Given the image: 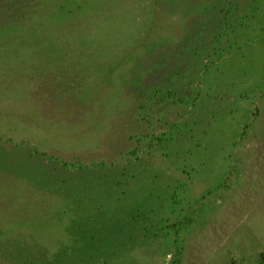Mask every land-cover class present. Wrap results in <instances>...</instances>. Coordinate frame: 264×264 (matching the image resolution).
I'll return each instance as SVG.
<instances>
[{
    "label": "rangeland",
    "instance_id": "obj_1",
    "mask_svg": "<svg viewBox=\"0 0 264 264\" xmlns=\"http://www.w3.org/2000/svg\"><path fill=\"white\" fill-rule=\"evenodd\" d=\"M260 239L264 0H0V264Z\"/></svg>",
    "mask_w": 264,
    "mask_h": 264
},
{
    "label": "crops",
    "instance_id": "obj_2",
    "mask_svg": "<svg viewBox=\"0 0 264 264\" xmlns=\"http://www.w3.org/2000/svg\"><path fill=\"white\" fill-rule=\"evenodd\" d=\"M225 246V245H224ZM224 248V247H222ZM233 249L226 250V258L225 262L223 264H229V260H231V257L233 254H236V262L237 264H247V263H254V262H260V253L264 250V243H262L261 239L259 241H255L254 245H245V246H238L235 245L232 247ZM225 251V250H223ZM230 251V252H229ZM224 253V254H225ZM230 253V254H229Z\"/></svg>",
    "mask_w": 264,
    "mask_h": 264
}]
</instances>
